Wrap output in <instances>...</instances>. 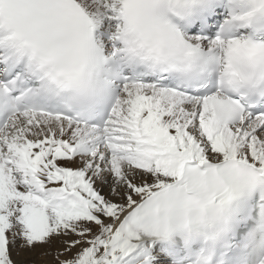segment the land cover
<instances>
[{"label":"snow or ice","instance_id":"obj_1","mask_svg":"<svg viewBox=\"0 0 264 264\" xmlns=\"http://www.w3.org/2000/svg\"><path fill=\"white\" fill-rule=\"evenodd\" d=\"M0 264H264V0H0Z\"/></svg>","mask_w":264,"mask_h":264}]
</instances>
